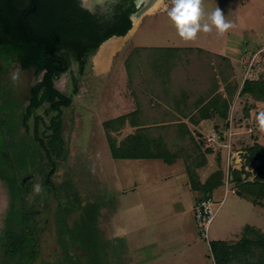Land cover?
Wrapping results in <instances>:
<instances>
[{"label":"rangeland","instance_id":"1","mask_svg":"<svg viewBox=\"0 0 264 264\" xmlns=\"http://www.w3.org/2000/svg\"><path fill=\"white\" fill-rule=\"evenodd\" d=\"M159 2L160 6L149 10L125 38L106 42L82 75L72 62L68 72L56 80L55 87L71 96L73 103L63 108L68 152L64 161L57 164L50 185L52 192H47L44 185L47 169L43 174L38 169L36 146L25 138L20 127L19 111L27 106L31 87L42 76L37 78L32 72H23L16 63L2 62L0 164L6 176L12 175L8 173V160L14 164L18 177L33 175L20 195L28 203L24 207L21 200L15 211L19 221L25 214L35 216L34 247L38 253L34 264H218L211 243L222 241L234 245L245 238L264 235V206L238 195L234 184L229 188L236 194L230 189L221 206L225 189L221 186L214 191L212 197L218 212L205 239L196 225L194 212L187 216L173 212L174 196H181L187 208L194 199L183 161L169 166L161 160H114L111 156L103 124L130 111L136 104L132 84L147 81L133 71L139 68L144 73L150 65L151 54L144 49L200 48L228 58L233 75L228 88L219 79V92L227 97L232 92L233 98L229 126L219 131L223 136L219 143H227L232 129L234 150L243 151L245 157L250 147L264 144V131L257 120L264 112V102H256L248 95L240 96L245 81L264 80V0H202L205 16L201 23H211L207 16L219 8L234 27L220 35L212 26V32L201 31L193 41L183 40L168 16L172 0ZM106 48L109 54L102 57ZM135 53L138 56L132 58ZM195 67L199 69L197 64ZM75 81L79 89L76 95L73 94ZM49 107L44 104L36 114L43 116L47 123L56 115ZM212 123L209 120L203 127L211 129ZM221 123L222 127L225 123ZM122 134L112 135L122 139ZM213 147L208 166L201 170L202 177L219 168L224 171L227 165V149L217 144ZM7 155H11L8 160ZM258 165L256 162L253 169ZM253 169L246 168V171ZM37 184L41 186L39 192L35 191ZM203 198L200 195L198 200ZM12 202L7 184L0 180V258L6 254L3 237L12 221L8 218ZM178 234L183 240L177 241L175 250L168 251L169 246L160 244Z\"/></svg>","mask_w":264,"mask_h":264},{"label":"trees","instance_id":"2","mask_svg":"<svg viewBox=\"0 0 264 264\" xmlns=\"http://www.w3.org/2000/svg\"><path fill=\"white\" fill-rule=\"evenodd\" d=\"M70 8L67 0H0V69L6 61L16 63L21 71L32 72L37 78L42 76V80L31 87L27 106L19 112L25 138L31 139L36 146L38 169L42 174L47 169L44 178L47 192H52L50 185L57 164L64 161L68 152L62 117L63 108H69L73 103L71 96L55 87L56 80L68 72L71 61L84 65L89 52L95 54L112 36L125 37L133 28L127 13L120 16L116 26L102 27L81 9L75 8L71 12ZM106 28L109 32L101 36ZM144 51L151 54L150 65L144 66L146 73L139 68L133 71L147 81L132 84L136 110L103 124L111 156L114 160H162L167 165L182 160L191 189L204 197L200 201L208 199L223 186L224 171L219 168L205 182L201 181L199 170L208 166L207 156L214 150L205 147L202 136L196 135L190 126H199L203 121L215 118L225 123L217 127L218 132L225 125L229 126L233 93L230 91L232 95L223 96L219 92V79L226 88L229 87L233 75L231 62L223 55L200 48ZM135 55L138 56L135 53L132 58ZM195 64L198 70H195ZM127 66L131 69L129 63ZM204 81L205 84H201ZM75 87L73 94L76 95L77 81ZM245 95L256 102H264V80L245 81L240 96ZM44 104L56 113L48 123L43 116L36 115ZM127 124L134 128V133L119 141L112 134H119ZM247 153L243 168L233 171V184L238 195L264 206V144H255ZM10 156L7 155V160ZM218 160L220 163V156ZM8 161V173L12 175L6 176L0 164V180L7 184L13 199L8 215L12 221L3 237L6 254L1 256L0 264H8V261L9 264H34L38 253L34 247L35 216L25 214L19 221L15 211L21 200L24 207L28 203L27 198L21 199L20 195L26 185L22 180L29 173L18 177L14 164ZM256 162L259 165L253 169ZM246 168L253 171H246ZM251 177L253 179L249 180ZM11 179L12 183L9 182ZM211 247L218 264L229 261L233 264H264V235L245 238L234 245L216 241Z\"/></svg>","mask_w":264,"mask_h":264},{"label":"flooded vegetation","instance_id":"3","mask_svg":"<svg viewBox=\"0 0 264 264\" xmlns=\"http://www.w3.org/2000/svg\"><path fill=\"white\" fill-rule=\"evenodd\" d=\"M158 1L159 0H67V3L71 7V12L73 9L79 8L85 15L88 14L91 20L96 24L102 27H113L119 23L120 16L126 13L134 24L137 16L144 12V15L139 19L140 21L148 13V9H153ZM77 21L80 22L81 19H77ZM108 32L109 28H106L105 31L101 32V36ZM113 37L116 36H112L111 38ZM61 53L64 54L63 51ZM95 54H90L89 52L86 55L87 59L84 65L76 61H71V63H75V67L79 73L82 71L84 73L91 67V60ZM71 63L69 69L71 68Z\"/></svg>","mask_w":264,"mask_h":264},{"label":"clouds","instance_id":"4","mask_svg":"<svg viewBox=\"0 0 264 264\" xmlns=\"http://www.w3.org/2000/svg\"><path fill=\"white\" fill-rule=\"evenodd\" d=\"M173 7L168 12V16L177 27L180 37L185 41H193L198 33L212 32V26H215L220 35L225 34L234 27L231 22L225 20L222 11L216 8L207 16L211 23L203 22L204 12L202 10V0H172ZM260 129L264 131V112L257 116ZM41 186L37 184L35 191L39 192Z\"/></svg>","mask_w":264,"mask_h":264},{"label":"built area","instance_id":"5","mask_svg":"<svg viewBox=\"0 0 264 264\" xmlns=\"http://www.w3.org/2000/svg\"><path fill=\"white\" fill-rule=\"evenodd\" d=\"M233 136L234 134H232V129H230V137L228 138V141L225 144L219 143L220 140L223 139V136L221 135L220 132H214L212 135L204 138L205 145L207 148H214L213 145L217 144L227 149V155H226L227 165L224 168V184H223L225 192H224V199L221 201L220 206L223 205L227 195L230 192L229 190L231 188H229V186L233 184L234 181L233 171L241 170L245 162L244 152L234 150L235 148L233 147L231 142V138ZM231 193L236 194V191L231 189ZM215 206L216 203L213 197H210L208 199L199 201L194 207V217H195L196 225L198 226L202 237L205 239H208V231L210 225L212 224L214 217L218 212V208L215 209Z\"/></svg>","mask_w":264,"mask_h":264},{"label":"crops","instance_id":"6","mask_svg":"<svg viewBox=\"0 0 264 264\" xmlns=\"http://www.w3.org/2000/svg\"><path fill=\"white\" fill-rule=\"evenodd\" d=\"M115 39V38H114ZM103 72H105V71H103ZM133 106V105H132ZM136 107H137V105L135 104L134 106H133V108L130 110V111H128V112H124L121 116H123V115H127V114H129V113H131V112H134L135 110H136ZM131 108V107H130ZM129 110V109H128ZM121 116H119V117H121ZM116 119V118H115ZM185 121H188V120H185ZM207 121H209V120H206V121H203L199 126H190L191 127V130L196 134V135H199V136H202V138L204 139V138H206V137H208V136H210V135H212L215 131L217 132V127L218 126H220V125H222V123H221V120H219V119H217V118H215V119H213V120H211V121H214V123H212V125H211V129H208V127H203L204 125V123H206ZM209 131V132H208ZM121 133H123L122 134V136H123V138L122 139H120L119 137H117L116 135V137L118 138V140L119 141H121V140H123L125 137H127L128 135H130V134H133L134 133V128L133 127H131L129 124H127L126 126H125V128L121 131ZM210 156H213V154H211V155H208L207 156V158H208V164H209V161H210ZM162 161V160H161ZM179 161H182V160H179ZM177 163V162H176ZM175 163V164H176ZM166 164V163H165ZM175 164H173V165H175ZM173 165H169V166H173ZM206 168V167H205ZM204 169V168H203ZM203 169H201V170H203ZM201 170H199V175H200V178H201V181L202 182H205L206 180H207V178L212 174H208V175H206L205 177H202V175H201ZM185 171H186V167H185ZM186 175H187V173H186ZM187 178H188V175H187ZM186 183H187V181H186ZM185 183V184H186ZM188 184H189V186H190V188H191V185H190V182H189V178H188ZM192 190V189H191ZM193 191V190H192ZM194 192V191H193ZM199 196H200V194L198 193V192H194V199H193V202H192V205L191 204H189V208H187L186 207V205H185V203L183 202V199H182V197L181 196H174L173 198H172V200H171V202H172V206L174 207V209H173V212H175V214L176 215H178V216H187V214L188 213H193L194 212V207H195V205L199 202V200H198V198H199ZM187 238H189V236L187 235ZM191 238V237H190ZM192 239V241L193 240H196L195 239V237H194V239L193 238H191ZM183 240V237L180 235V234H178L177 236H173L172 238H171V240L169 241V242H166V241H164V242H160V244L161 245H163L164 246V244H166L165 245V247L167 248L168 246H169V250L168 251H172V250H175L176 248V244H177V241H182ZM178 242V243H179Z\"/></svg>","mask_w":264,"mask_h":264},{"label":"water","instance_id":"7","mask_svg":"<svg viewBox=\"0 0 264 264\" xmlns=\"http://www.w3.org/2000/svg\"><path fill=\"white\" fill-rule=\"evenodd\" d=\"M35 6V5H34ZM150 9H148V11H149ZM147 12V11H146ZM144 15V12H142V13H140L138 16H137V18H136V20H135V22H137V21H139V19L142 17ZM135 22H134V24H135ZM134 24H133V26H134ZM133 30V28L128 32V34L131 32ZM127 34V35H128ZM126 35V36H127ZM125 36V37H126ZM125 37H113V38H110L109 40H111V39H114V38H125ZM109 40H107L106 42H108ZM106 42H104L101 46H100V48L106 43ZM99 48V49H100ZM33 178V176H27V177H25L23 180H22V184L24 185L27 181H29V180H31Z\"/></svg>","mask_w":264,"mask_h":264},{"label":"bare ground","instance_id":"8","mask_svg":"<svg viewBox=\"0 0 264 264\" xmlns=\"http://www.w3.org/2000/svg\"><path fill=\"white\" fill-rule=\"evenodd\" d=\"M159 6H160V2H159L157 5H155V7H154L153 9L158 8ZM135 23H138V21L135 22ZM134 25H135V24H134ZM108 45H109V44H108ZM108 52H109V51H108V49L106 48L105 50H103L101 56H102V57H106V55L109 54ZM105 54H106V55H105ZM101 62H103V61H101ZM99 66L101 67L100 64H99ZM103 68H104V67H103Z\"/></svg>","mask_w":264,"mask_h":264}]
</instances>
